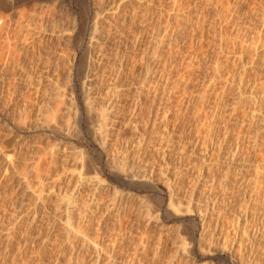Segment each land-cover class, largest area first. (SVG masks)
I'll list each match as a JSON object with an SVG mask.
<instances>
[{
	"label": "rangeland",
	"instance_id": "rangeland-1",
	"mask_svg": "<svg viewBox=\"0 0 264 264\" xmlns=\"http://www.w3.org/2000/svg\"><path fill=\"white\" fill-rule=\"evenodd\" d=\"M263 195L264 0H0V264H264Z\"/></svg>",
	"mask_w": 264,
	"mask_h": 264
},
{
	"label": "bare ground",
	"instance_id": "bare-ground-1",
	"mask_svg": "<svg viewBox=\"0 0 264 264\" xmlns=\"http://www.w3.org/2000/svg\"><path fill=\"white\" fill-rule=\"evenodd\" d=\"M97 9H98V8H97ZM39 13H40V12H39ZM34 15H35V14H34ZM38 15H39V14H38ZM35 17H36V16H35ZM40 17H42V16H40ZM99 17H100V16H99ZM37 18H38V17H37ZM31 19H32V18H31ZM33 19L36 20L35 18H33ZM38 19L40 20V18H38ZM96 20H97V19H96ZM100 20H101V19H100ZM98 21H99V20H98ZM37 23H38V22H37ZM34 24L36 25V23H34ZM34 27H35V26H34ZM95 28H96V26H95ZM34 29H35V28H34ZM39 30H40V29H39ZM98 30H99V29H98ZM101 30H102V29H101ZM36 32H37V31H36ZM99 32H100V31H99ZM35 34H36V33H35ZM94 35H95V33H94ZM94 38H95V37H94ZM98 38H99V37H98ZM101 47H102V46H101ZM94 48H95V47H94ZM95 51H97V50H95ZM87 52L89 53L88 50H87ZM94 53H95V52H94ZM101 53H102V52H101ZM93 65H94V64H93ZM92 68H94V67H92ZM92 68H91V69H92ZM43 88H45V87H43ZM36 90H37V89H36ZM43 91H44V90H43ZM45 91H46V90H45ZM45 91H44V92H45ZM71 91H72V90H71ZM44 92H42V93H44ZM36 93H37V91H36ZM59 95H60V94H59ZM43 96H44V95H43ZM56 96H57V94H56ZM53 97H54V96H53ZM53 97H52L51 99H54ZM57 97H58V96H57ZM60 97H61V96H60ZM60 97H59V98H60ZM59 98H58V101H60ZM55 99H56V98H55ZM53 101H54V100H53ZM94 101H95V100H94ZM54 102H55V101H54ZM56 102H57V101H56ZM63 102H64V101H63ZM63 102H62V103H63ZM87 102L89 103L90 100H89V101L86 100V103H87ZM41 103H42V102H41ZM43 103H44V102H43ZM57 103H58V102H57ZM88 103H87V104H88ZM51 104H52V103H51ZM58 104H59V103H58ZM58 104H56V106H57ZM60 104H61V102H60ZM87 104H86V110H89L91 104H88V106H87ZM39 106H41V105H39ZM53 106H54V105H53ZM41 107H42V106H41ZM47 107H49V105H48ZM58 107H59V105H58ZM58 107H56V108H55V107H51L52 109L54 108V111H53V110L51 111V110H49V109H47V108L45 107L46 110H49L48 113H49V112H53L52 114L50 113L51 116H52V120H56V121H57V119H58V118H56V117L58 116V115L56 116V112H57V114H58V111H60V110L56 111ZM60 107H61V105H60ZM91 107H92V106H91ZM81 108H82V107H81ZM81 108H79V110H81ZM40 109H41V108L39 107V110H40ZM58 109H59V108H58ZM60 109H61V108H60ZM84 110H85V109H84ZM23 111H24V110H23ZM42 111H43V109H42ZM44 111H45V110H44ZM44 111H43V112H44ZM76 111H77V110H76ZM79 114H81V113H78L77 116H78ZM82 114H83V112H82ZM39 115H40V114H39ZM41 115H42V114H41ZM59 115H60V114H59ZM47 116H48V115H47ZM60 116H61V115H60ZM49 117H50V116H49ZM81 117H82V116H81ZM50 118H51V117H50ZM46 120H47V119H46ZM52 120H51V121H52ZM76 120H77V119H76ZM54 122H55V121H54ZM52 124H53V123H52ZM54 124H55V123H54ZM50 125H51V124H50ZM52 126H53V125H52ZM54 126H55V125H54ZM54 126H53V127H54ZM50 127H51V126H50ZM54 128H55V127H54ZM57 130H58V129H57ZM60 132H61V131H60ZM61 133H62V132H61ZM106 134H107V133H106ZM107 136H108V135H107ZM210 136H211V135H210ZM102 138H103V137H102ZM104 138H106V137H104ZM258 140H259V139H258ZM256 142H257V141H256ZM257 143H258V142H257ZM104 144H105V143H103V146H104ZM219 144H220V143H219ZM260 144H261V143H260ZM256 145H257V144H256ZM220 154H221V153H220ZM70 155H71V154H70ZM54 157H55V156H54ZM14 158H15V157H14ZM44 158H45V157H44ZM44 158H43V159H44ZM13 160H14V159H13ZM47 162H48V161H47ZM13 163H14V161H13ZM41 163H42V162H41ZM218 163H219V162H218ZM16 164H17V163H16ZM53 165H54V164H53ZM236 165H237V164H236ZM119 166H120V165H119ZM54 167H55V165H54ZM261 167H262V166H261ZM35 168H36V167H35ZM35 168H34V169H35ZM94 168H96V167H94ZM196 168H197V167H196ZM258 168H259V166H258ZM20 169H21V168H20ZM22 169H23V168H22ZM25 169H26V168H25ZM89 169H90V168H89ZM91 169H92V167H91ZM119 169H120V168H119ZM259 169H260V168H259ZM18 170H19V169H18ZM49 170H50V169H49ZM236 170H237V169H236ZM260 170H261V169H260ZM14 171H15V170H14ZM22 171H23V170H22ZM51 171H52V170H51ZM97 171H98V172H101L99 169H97ZM215 171H216V170H215ZM122 172H123V171H122ZM209 172H210V171H209ZM209 172H208V173H209ZM259 172H260V171H259ZM24 173H25V172H24ZM35 173H36V172H35ZM39 173H40V172H39ZM46 173H47V172H46ZM49 173H50V172H49ZM83 173H84V172H83ZM101 173H102V172H101ZM115 173H116V172H115ZM133 173H134V172H133ZM213 173H214V172H213ZM226 173H227V172H226ZM62 174H63V173H62ZM98 174H99V173H98ZM119 174H120V173H119ZM144 174H145V173H144ZM144 174H138V172H137V174H136V178H137V180H135V182H134V180H133L132 183H134L136 186H140L139 188H145V189H148V190H149V189H155V190H158V188L160 187L159 185H160V184L162 185V182H163V181H162V180H159V181H162V182H159V183H158V181H157L156 183L153 182V181H155V180H157V179H155V180H153V181H149L150 179L148 178V176H147V175H144ZM217 174H218V173H217ZM261 174H262V172H261ZM82 175H83V174H80L79 176L82 177ZM120 175H121V174H120ZM130 175H131V174H130ZM150 175H151V174H150ZM215 175H216V174H215ZM256 175H257V174H256ZM40 176H41V175H40ZM49 176H50V175H49ZM212 176H213V175H212ZM224 176H225V175H224ZM260 176H261V175H260ZM260 176H258V177H260ZM25 177H26V175H25ZM118 177H119V176H118ZM122 177H123V176H122ZM122 177H121V178H122ZM126 177H128V176H126ZM179 177H180V176H179ZM206 177H207V176H206ZM216 177H217V176H216ZM151 178H152V177H151ZM198 178H199V177H198ZM228 178H229V176H228ZM260 178H261V177H260ZM58 179H59V178H58ZM78 179H79V177H78ZM100 179H101V178H100ZM119 179H120V178H119ZM221 179H222V178H221ZM230 179H231V178H230ZM257 179H259V178H257ZM262 179H263V178H262ZM262 179H260V180H262ZM28 180H29V179H28ZM124 180H125V179H124ZM124 180H123V181H124ZM222 180H223V179H222ZM29 181H30V180H29ZM29 181H28V182H29ZM58 181H59V180H58ZM82 181H83V180H82ZM117 181H118V180H117ZM117 181H116V182H117ZM119 181H122V180H119ZM123 181H122V183H120V184H123ZM125 181H126V180H125ZM179 181H180V180H179ZM218 181H219V180H218ZM233 181H234V180H233ZM257 181H259V180H256V182H257ZM53 182H54V181H53ZM126 182H127V181H126ZM129 182H130V181H129ZM256 182H255V185H256ZM25 183H26V182H25ZM25 183H24V184H25ZM38 183H39V182H38ZM99 183H101V182H99ZM157 183H158V184H157ZM180 183H181V182H180ZM207 183H208V182H207ZM222 183H223V182H221V184H222ZM29 184H30V183H29ZM101 184H102V183H101ZM164 184H165V183H164ZM225 184H226V182H225ZM257 184H258V183H257ZM260 184H261V181H260ZM25 185H26V184H25ZM41 185H42V184H41ZM99 185H100V184H99ZM123 185H124V184H123ZM182 185H183V184H182ZM209 185H210V184H209ZM213 185H214V184H213ZM213 185H212V186H213ZM222 185H223V184H222ZM227 185H228V184H227ZM236 185H237V184H236ZM165 186H166V185H165ZM214 186H215V185H214ZM214 186H213V188H212L213 190H214ZM258 186H259V184H258ZM92 187H93V186H92ZM161 187H162V186H161ZM216 187H217V186H216ZM228 187H229V186H228ZM40 188H41V187H40ZM43 188H44V187H43ZM135 188H137V187H135ZM235 188H236V187H235ZM33 189H34V188H33ZM95 189H96V190H94V191H96V192L98 191V192H99V190H101L102 188L97 187V188H95ZM159 189H160V188H159ZM163 189H164V188H163ZM216 189L218 190V188H215V190H216ZM222 189H223V187H222ZM256 189H257V188H256ZM258 189H259V188H258ZM54 190H55V189H54ZM148 190H147V191H148ZM165 190H166V189H165ZM193 190H194V189H193ZM227 190H229V188H228ZM233 190H234V189H233ZM235 190H236V189H235ZM237 190H238V189H237ZM39 191H40V190H39ZM41 191H42V190H41ZM92 191H93V190H92ZM94 191H93V192H94ZM145 191H146V190H145ZM151 191H152V190H151ZM160 191H161V190H160ZM210 191H211V190H210ZM229 191H230V190H229ZM229 191H228V192H229ZM259 191H260V190H259ZM261 191H262V190H261ZM161 192H162V191H161ZM161 192H159V195L161 196L162 201H164V198H165V197H162V193H161ZM215 192H216V191H215ZM257 192H258V191H256V193H257ZM99 193H100V192H99ZM233 193H235V192H233ZM258 193H259V192H258ZM90 194H91V193H90ZM102 194H103V193H102ZM152 194H153V193H152ZM204 194H205V193H204ZM213 194H214V193H213ZM240 194H241V193H240ZM96 195H97V194H94V193H93V195H91V196H92V198H91V199H92V200H91L92 203H94V202H93V199H96V198H97ZM168 195H169V194H168ZM257 195H258V194H257ZM259 195H260V194H259ZM218 196H219V195H218ZM244 196H245V195H244ZM263 196H264V195H263ZM119 197H120V196H119ZM119 197H118V199H119ZM168 197H169V196H168ZM259 197H260V196H258L257 200L259 199ZM114 198H115V197H114ZM116 198H117V197H116ZM213 198H214V197H213ZM229 198H230V197H229ZM255 198H256V197H255ZM98 199H99V198H97V200H98ZM118 199H117V200H118ZM211 199H212V198H211ZM261 199H262V201L264 202L262 196H261ZM261 199H260V200H261ZM99 200H100V199H99ZM114 200H115V199H114ZM114 200H113V201H114ZM122 200H123V199H122ZM122 200H121V201H122ZM43 201H44V200H43ZM100 201H101V200H100ZM262 201H260V203H261ZM34 202H35V201H34ZM101 202H102V201H101ZM101 202H100V203H101ZM110 202H112V201H110ZM116 202H117V201H116ZM263 202H262V203H263ZM113 203H114V202H113ZM163 203H164V202H163ZM173 203H174V202H173L172 200H169V205H170L171 207L174 205ZM205 203H206V202H205ZM242 203H243V202H242ZM258 203H259V202H258ZM258 203H256V204L258 205ZM96 204H97V203H96ZM115 204H116V203H115ZM115 204H114V205H113V204H110V205L115 206ZM117 204H118V203H117ZM117 204H116V205H117ZM97 205H98V204H97ZM100 205H101V204H100ZM155 205H156V204H155ZM254 205H255V204H254ZM261 205H262V204H261ZM249 206H250V205H249ZM83 207H84V206H83ZM168 207H169V206H168ZM174 207H175V206H174ZM255 207H256V206H255ZM37 208H38V207H37ZM81 208H82V207H81ZM97 208H98V207H97ZM149 208H150V207H149ZM83 209H84V208H83ZM83 209H82V210H83ZM87 209H89V208H87ZM95 209H96V208H95ZM107 209H109V208H107ZM249 209H251V208H249ZM80 210H81V209H80ZM84 211H85V210H84ZM84 211H83V212H84ZM193 211H194V210H193ZM77 212H78V211H77ZM80 212H81V211H80ZM94 212H95V211H94ZM71 213H72V212H71ZM81 213H82V212H81ZM85 213H87V212H85ZM96 213H97V212H96ZM76 215H77V214H76ZM79 215H80V217H81V214H79ZM79 215H78V216H79ZM87 215H88V213H87ZM90 215H91V214H90ZM149 216H150V214H149ZM76 217H77V216H76ZM84 217H85V216H84ZM92 217H93V216H92ZM85 218H87V217H85ZM262 218H263V217H262ZM82 219H84V218H82ZM255 219H256V218H255ZM74 220H75V219H74ZM74 220H72V221H74ZM91 220H92V219H91ZM36 221H37V220H36ZM34 223H36V222L34 221ZM260 223H261V222H260ZM29 224H30V223H29ZM86 224H87V223H86ZM238 224H239V223H238ZM32 225H33V224H32ZM72 225H73V224H72ZM201 225H202V223H201ZM56 227H57V226H56ZM73 233H74V232H73ZM211 234H212V232H211ZM248 234H249V233H248Z\"/></svg>",
	"mask_w": 264,
	"mask_h": 264
}]
</instances>
